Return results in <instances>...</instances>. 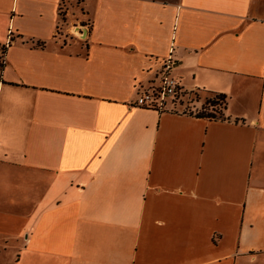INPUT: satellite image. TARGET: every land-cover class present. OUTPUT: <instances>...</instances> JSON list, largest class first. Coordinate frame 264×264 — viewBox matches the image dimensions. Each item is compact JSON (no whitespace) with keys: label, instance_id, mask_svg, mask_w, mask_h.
Listing matches in <instances>:
<instances>
[{"label":"crops","instance_id":"crops-1","mask_svg":"<svg viewBox=\"0 0 264 264\" xmlns=\"http://www.w3.org/2000/svg\"><path fill=\"white\" fill-rule=\"evenodd\" d=\"M0 45V264H264V0H0ZM169 58L228 119L135 105Z\"/></svg>","mask_w":264,"mask_h":264},{"label":"built area","instance_id":"built-area-1","mask_svg":"<svg viewBox=\"0 0 264 264\" xmlns=\"http://www.w3.org/2000/svg\"><path fill=\"white\" fill-rule=\"evenodd\" d=\"M90 31V24L87 23H75L70 31L74 36L80 39H87ZM12 32L9 31V37ZM173 53V48L170 49V54ZM172 59L169 58L164 63V70L161 73L160 84L157 87H152L141 91L138 95L135 105L138 107L155 109L158 111H167L169 102L176 100V96L181 92L180 84L177 80L171 77L170 70L172 68ZM171 99V100H170Z\"/></svg>","mask_w":264,"mask_h":264},{"label":"trees","instance_id":"trees-1","mask_svg":"<svg viewBox=\"0 0 264 264\" xmlns=\"http://www.w3.org/2000/svg\"><path fill=\"white\" fill-rule=\"evenodd\" d=\"M6 51L7 45H0V80L2 78V72L5 66ZM193 94L195 95L194 101L188 103L187 100L185 104L183 103L184 98L190 96L191 93L182 92L181 90V92L176 96V100L173 102V104H177L180 109L195 114L197 117L207 118L210 120H216L219 118H221L222 120L228 119V116H226V95H223L222 93L208 92L205 94L204 98L202 97L203 99H201V97L197 93ZM188 104L191 106V108L188 107V109H186L185 105L188 106Z\"/></svg>","mask_w":264,"mask_h":264},{"label":"rangeland","instance_id":"rangeland-1","mask_svg":"<svg viewBox=\"0 0 264 264\" xmlns=\"http://www.w3.org/2000/svg\"><path fill=\"white\" fill-rule=\"evenodd\" d=\"M77 5V2L75 1V4H74V6L71 8L72 9V11L74 12V14L75 15H80V12H81V8H79V7H77L76 6ZM65 8V7H64ZM62 13V12H61ZM64 13V12H63ZM80 23H87L86 21H83V22H80ZM0 61H1V59H0ZM210 96V95H209ZM194 98H195V95L193 94V93H191V95L190 96H187V97H185V99L183 100V103H185L187 100V102L188 103H190V102H193L194 101ZM201 99H203L202 97H201ZM186 104V103H185ZM195 106V105H194ZM185 107H186V109H188V107H190L191 108V106L188 104V106L187 105H185Z\"/></svg>","mask_w":264,"mask_h":264}]
</instances>
